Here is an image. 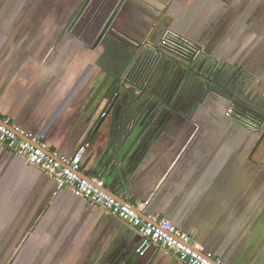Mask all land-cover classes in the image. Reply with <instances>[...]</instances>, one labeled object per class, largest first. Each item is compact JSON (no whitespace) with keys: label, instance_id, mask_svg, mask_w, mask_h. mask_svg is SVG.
<instances>
[{"label":"crops","instance_id":"0c3cea01","mask_svg":"<svg viewBox=\"0 0 264 264\" xmlns=\"http://www.w3.org/2000/svg\"><path fill=\"white\" fill-rule=\"evenodd\" d=\"M121 1L0 0V119L66 157L89 142L82 175L101 176L122 202H149L147 217L223 264H264V0H124L97 45ZM167 31L203 48L194 66L213 63L260 89L256 124L229 117L233 102L219 93L201 96L192 72L170 104L159 79L162 111L149 128L128 121L133 45H153L182 72L160 47ZM139 245L130 223L59 191L0 145V264H185L158 246L141 257Z\"/></svg>","mask_w":264,"mask_h":264},{"label":"built area","instance_id":"2783aa9c","mask_svg":"<svg viewBox=\"0 0 264 264\" xmlns=\"http://www.w3.org/2000/svg\"><path fill=\"white\" fill-rule=\"evenodd\" d=\"M160 46L172 57L188 63L196 61L204 52L203 48L189 39L171 31L164 34ZM227 115L233 117L232 108ZM0 145L52 177L59 191L69 189L74 196L130 223L140 236V245L136 249L139 256L144 257L152 247L158 246L175 253L185 264H223L213 253L193 245L190 237L170 221L154 216L147 217L145 209L149 202L131 206L110 195L101 176L84 177L81 167L91 147L89 142L84 143L73 156L66 157L52 152L39 136L23 130L12 124L9 118H5L0 119Z\"/></svg>","mask_w":264,"mask_h":264},{"label":"water","instance_id":"95a60500","mask_svg":"<svg viewBox=\"0 0 264 264\" xmlns=\"http://www.w3.org/2000/svg\"><path fill=\"white\" fill-rule=\"evenodd\" d=\"M123 3L124 0L120 2V4L117 6V8L113 12L109 20L107 21L104 29L102 30L100 36L98 37L97 45L101 42L103 37L106 36L107 32L112 28V24L117 14L121 10ZM87 5L88 3L85 5V7H87ZM131 50L136 53L137 57L135 60L136 62L134 63L128 74V77H131L133 84L132 86L136 87L138 91V95H136V97H134L133 99L134 106L133 108L129 109L127 118L128 121L131 122L133 125L141 127L146 130L147 127L149 128L154 118H156L159 111H162L161 107L163 106L162 103L163 101H161L160 99L159 87L156 83L160 81L159 79L163 80L164 81L163 83L164 84L166 83L165 85L166 95H172L175 92V97L177 91L179 90L178 88L179 86L178 87L177 85L176 87L173 86L177 78L174 75L175 74L174 70L172 71V73L168 70L170 63L165 58H167L168 60H172L170 56L165 57L166 55H161L160 57H158L156 55L158 49H156L153 45L150 44H144V45L141 44L137 46L133 45L131 47ZM177 62L182 65L181 71H183L184 76H182L181 80L184 82L188 80L189 74L191 72L194 73V71L191 69L189 65H187V63L182 61L180 62L177 61ZM178 73L179 72H177L176 74ZM244 82H245V78H242L241 76H238L236 79H232L229 81L227 86H225L224 88L225 93L228 95V99L237 98L238 94H240L242 91V84ZM161 87L162 86L160 84V88ZM258 93L260 94V96H262V93L260 92L259 88H258ZM118 100L119 97L114 99L113 103L111 104L110 111L115 108V105L117 106L119 104L118 107L122 105L121 102L117 103ZM83 176L87 177L85 175ZM107 191L109 192V190ZM109 193L114 197H116L114 194H112V192ZM127 204L133 206L131 203H127Z\"/></svg>","mask_w":264,"mask_h":264},{"label":"flooded vegetation","instance_id":"af4514ba","mask_svg":"<svg viewBox=\"0 0 264 264\" xmlns=\"http://www.w3.org/2000/svg\"><path fill=\"white\" fill-rule=\"evenodd\" d=\"M161 47V46H160ZM161 49H163L161 47ZM204 54V52H203ZM172 57V56H171ZM175 58V57H173ZM196 61L190 62L192 64L191 69L194 71L193 75L195 78L200 77L199 79L195 80L196 88L199 89L200 95L205 96L206 93L209 92H216L220 95L226 97L228 99V95L225 93V86L229 83L230 80L236 79L238 76H235L233 72H228V70L223 68H218L215 64L202 62L201 59L198 62V66H194V63ZM176 85L178 87V83L181 81L182 76H184L183 71L181 73L176 74ZM204 77V79H203ZM203 80V81H201ZM175 85V87H176ZM194 85V86H195ZM245 86V88H244ZM241 93L238 94L237 98H229L232 100L234 107L233 109V117L239 119L240 121H243L244 123H247L248 120L252 121L251 124H256L257 117L254 116L253 113H255V109H257L258 106H262V100H260L261 96L258 93V89L254 90L253 86L251 87L249 85V82L245 78V82L242 84ZM257 88V87H256ZM173 90V89H172ZM171 90V91H172ZM174 91V90H173ZM198 92V90H196ZM190 88H186V90H183L181 92V95L179 97L180 100H183L182 102L185 103V98L187 96L189 97L191 95ZM199 93V92H198ZM197 95V94H195ZM227 95V96H226ZM200 96V97H201ZM171 95H167V102L168 104L171 103L170 99ZM197 97V96H194ZM181 102H178V105H180ZM183 103V104H184ZM189 103V101L187 102ZM231 109V108H230ZM229 109V110H230ZM245 111V112H242ZM247 112V113H246ZM243 115V116H241ZM247 115V116H246ZM241 116V117H240Z\"/></svg>","mask_w":264,"mask_h":264},{"label":"rangeland","instance_id":"374dc122","mask_svg":"<svg viewBox=\"0 0 264 264\" xmlns=\"http://www.w3.org/2000/svg\"><path fill=\"white\" fill-rule=\"evenodd\" d=\"M247 123H248V124H251V123H253V122L248 120V122H247Z\"/></svg>","mask_w":264,"mask_h":264}]
</instances>
